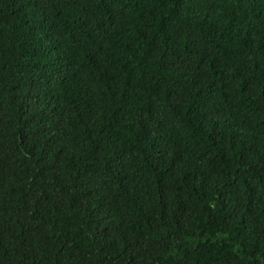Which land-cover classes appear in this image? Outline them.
I'll return each mask as SVG.
<instances>
[{
    "label": "trees",
    "instance_id": "16d2710c",
    "mask_svg": "<svg viewBox=\"0 0 264 264\" xmlns=\"http://www.w3.org/2000/svg\"><path fill=\"white\" fill-rule=\"evenodd\" d=\"M0 264H264V0H0Z\"/></svg>",
    "mask_w": 264,
    "mask_h": 264
}]
</instances>
